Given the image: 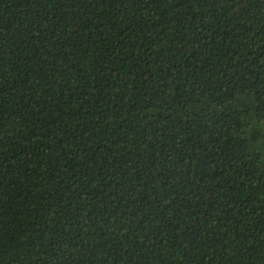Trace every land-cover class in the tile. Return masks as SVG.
I'll return each instance as SVG.
<instances>
[{"label": "trees", "instance_id": "obj_1", "mask_svg": "<svg viewBox=\"0 0 264 264\" xmlns=\"http://www.w3.org/2000/svg\"><path fill=\"white\" fill-rule=\"evenodd\" d=\"M0 264H264V0H0Z\"/></svg>", "mask_w": 264, "mask_h": 264}]
</instances>
